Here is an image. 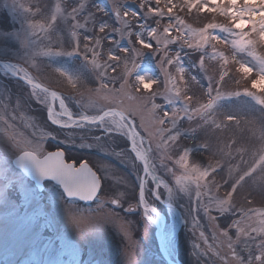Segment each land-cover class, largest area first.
<instances>
[{
	"label": "rangeland",
	"instance_id": "rangeland-1",
	"mask_svg": "<svg viewBox=\"0 0 264 264\" xmlns=\"http://www.w3.org/2000/svg\"><path fill=\"white\" fill-rule=\"evenodd\" d=\"M142 2L0 0V60L11 63L10 68L19 75L24 69L32 80L62 96L72 117H91L111 108L125 113L130 123H124L145 138L140 150L146 149L153 173L143 183L144 199L158 212L155 217L153 208L146 212L139 204L143 167L132 152L128 129L111 123L119 118L78 124L58 116L60 122L55 125L48 116V94L34 91L0 67V264H166L158 251L155 225L148 217L162 224V246L170 258L182 264H239L233 250L243 264H248L250 256L252 264H260L254 257L264 251L257 247L264 241V234H259L264 229V171L257 168L246 177L229 203L220 201L226 199L238 176L264 155V105L257 99H264V92L251 89L250 83L264 67L248 50L232 48L237 37L219 27L208 32L228 41L227 45L220 43L213 49V41L202 48H189L184 43H200L199 30L210 23L230 25V19L219 12H203L195 6L190 10L185 0H171V4L161 0L159 5L147 0L141 8ZM173 4L176 7L169 14L167 8ZM149 7L163 9L164 15L149 13ZM124 11L129 12L127 17ZM102 25L104 32L99 31ZM169 25L166 34L163 29ZM153 27L157 28L155 37L148 35ZM136 34L151 47L144 49ZM85 43L99 53L96 64L108 67L93 65V53L85 50ZM122 48L138 49L141 54L123 53ZM254 51L264 56V42ZM109 53L121 60L109 61ZM215 53H223L228 64L222 67L224 61ZM169 58L174 61L171 65L166 63ZM241 63L253 70L247 78L237 71ZM179 67L184 68L187 82L178 84L182 95L193 96L195 107L213 103L205 115L188 119L183 100L166 91L172 87L170 77L179 81ZM225 67L229 75L220 81ZM137 76L156 81L151 93L135 91ZM210 85L213 91L209 95ZM245 88L256 92V97L246 95ZM55 108L59 113L58 100ZM174 110L182 118L172 126ZM228 116L235 119L229 121ZM160 119L165 121L163 125L158 123ZM161 128L165 136L169 130L177 137L167 150L171 160L156 147ZM57 149L67 162L75 166L87 162L97 174L100 187L90 203L66 199L50 181L38 191L11 164L23 151L40 157ZM184 151L189 152V170L199 165L201 171H209L200 181L199 197L195 184L190 185L189 194L184 193L166 171L169 167L178 175L184 171L175 163ZM252 228L257 232H251Z\"/></svg>",
	"mask_w": 264,
	"mask_h": 264
},
{
	"label": "snow or ice",
	"instance_id": "snow-or-ice-1",
	"mask_svg": "<svg viewBox=\"0 0 264 264\" xmlns=\"http://www.w3.org/2000/svg\"><path fill=\"white\" fill-rule=\"evenodd\" d=\"M147 2V0H143L140 7H144V3ZM156 4L159 5L161 3V0H155ZM169 4H171V0H168ZM185 2L189 5V8L193 6L198 7L203 12H219L221 15H224L228 17L231 21V24L228 26H220L217 24H208L205 28H202L199 30V36H200V43L193 45L189 40H184V43L189 47H197L202 48L205 44H212L213 41H215L214 44H212L213 49L216 48L217 44L224 43L225 45L228 44V41L222 40L221 37L212 35L208 32L209 29H216L220 28L224 32L233 33L237 38L234 39L231 42L232 48H240L242 50H248L249 54L252 55L261 65L264 67V56H257L254 49L257 44H260L261 42H264V0H185ZM176 6L173 4L172 6L167 8V12L171 14L173 12V9ZM28 11H32L31 9H27ZM149 13H155L158 16L164 15V10L160 8H148ZM72 13H76V9L72 10ZM116 15L118 18L121 16L120 10L116 11ZM129 15V12L124 11L123 16L127 17ZM131 15L135 16V13H131ZM73 17H75L73 15ZM56 19L55 16L52 17V20L54 21ZM177 22L180 25H183V21L179 20L177 18ZM127 24V22H125ZM172 25L164 27L163 31L164 33H169ZM100 32L105 31V26H100L99 28ZM179 31V29H178ZM191 31V29H189ZM157 34V28L153 27L148 31V35L155 37ZM129 36L132 35L131 32L128 33ZM138 42L143 46L144 49H148L151 47L150 43H146L141 37L140 34H136ZM179 37H177L178 39ZM89 38L85 37V40L87 41ZM99 43V41H97ZM157 44H159V40H157ZM166 47V45H165ZM79 48V42H77V47L75 50H78ZM84 48L86 51H91L93 53V65L97 68L99 67H108V65H99L95 62V57L99 55V53L96 52L95 48H89L88 43L84 44ZM51 51V50H49ZM123 53H134V55L139 56L141 54V51L138 49H128V48H122L120 50ZM167 56V53H165ZM215 55H219L221 59L224 61V65L222 67L226 66L228 64L227 58L223 56V53H215ZM176 60H179V55L175 56ZM108 60L119 62L121 60V56L109 53L108 54ZM173 59H167L166 63L171 65L173 64ZM200 65L201 67L204 66V58L201 57L200 59ZM135 67V65H133ZM113 73L116 72V68L112 67ZM178 71L180 73L179 81L176 80L175 77H170L169 82L171 83L172 87L168 89L166 87L167 92H174L175 97H179L183 100L184 105L186 106L183 113L184 116H186L188 119H192L196 116L205 115V110L210 109L213 107V103L210 101L208 104L201 105L199 107L193 106V96L188 95L187 92H184L183 95L181 93L180 87H178L179 82H184L186 85V81H184V68L179 67ZM238 72H240L245 78L249 76L250 73H252V68L248 67L246 64L241 63L239 68L237 69ZM21 73H24V78L27 80L28 83L32 85L33 90L39 89L41 93H43L45 96L48 94V89L42 87L40 84H35L33 81L28 78L27 73L24 69L20 70ZM129 75L131 73H128ZM229 75L227 68L225 67V70L222 71L219 75V80L224 81L225 78ZM136 84L133 86L135 88V91L140 92L141 90L150 92L155 85V80H149L146 79L143 76H137L136 78ZM211 80V78H209ZM251 89H259L260 92H264V70H262L260 73L257 74L256 78L251 79ZM73 88L76 87L75 83L72 84ZM106 88L107 85H104ZM213 91V85H210L208 89V94L210 95ZM239 93H237L238 95ZM245 94L250 95L253 97H256V92L250 91L248 88H245ZM258 103L261 105H264V99L258 98ZM59 101V113L56 112L55 103L56 101ZM169 103L172 102V99L168 100ZM153 107H158V105H153ZM116 113L105 111L102 115L99 116H84L81 118L82 122L86 123H105L106 117L115 116ZM48 116L49 119L53 123H59L58 116H67L69 121H72L73 123H76V121H73L72 113L68 111L63 97L58 95L56 92L51 93V102L50 107L48 109ZM164 116L167 117L168 113L165 112ZM182 117L179 116V111L174 110L173 115L171 117V124L172 126H175V123L178 119H181ZM227 119L229 121H232L235 119V117L228 116ZM125 117L123 114H120V121L116 122L115 120L111 121L112 124L116 125L119 129H125L127 128L128 135L131 138L132 141V151L135 153L136 157L143 161V168L144 172L146 174H151L152 164L149 163L148 156L145 153H142L140 150V147L143 144L142 138H139V133L135 131L134 128L130 127L129 125L124 123ZM158 123L160 125H163L165 121L163 119L158 120ZM212 123L215 124V120H212ZM217 128L220 127L219 124L216 125ZM160 141L156 145L157 148L162 149L164 152V156L171 160L172 157L167 154V150L169 148V145L171 143H174L177 140V137L175 135H170L169 130L168 134L165 136L164 132L165 129L161 128L160 130ZM188 151H184V154L179 157V159L176 161L177 164H179L181 167L187 168V160H188ZM29 159L31 160L38 171L43 176H52L54 178H57L60 180L63 185L65 186L66 191L70 196H79L82 199H93L95 195L97 194V191L99 190L100 184H99V178L95 172L88 166V164L81 163L79 167H76L72 163H65L63 159V153L62 152H56V153H49L47 156L44 157L43 160L39 159L38 156L34 152L25 151L23 154L22 159ZM163 162V161H162ZM257 168H260L262 171H264V155H260L258 160H254L253 164L249 167L248 171H245L242 175H239L238 178L235 180V182L231 185V190L227 192L226 199L220 201V203L227 204L231 201V198L233 195L237 192V188L239 185H241L242 182L245 181L246 177L251 176L254 174L257 170ZM192 171H195L197 174V177L199 181L206 179L209 176L208 169H204L201 171L199 167H194L191 169ZM216 169L212 168V172H215ZM155 179V177H153ZM179 183V179H178ZM204 187H208L207 184L204 185ZM215 187L219 188L218 185H215ZM201 188V183L199 182L197 184V192L196 196L199 197L201 195V192L199 189ZM209 191L211 189L209 188ZM140 203L144 205L145 211H148V205L145 202L144 199V191L143 187H141L140 190ZM113 203H117L116 200L113 201ZM207 210V209H205ZM224 210V209H222ZM154 211V209H152ZM243 211V210H242ZM254 211V210H249ZM246 214V213H245ZM261 215H264L262 213ZM264 223V221H261ZM243 229H238V232H242ZM251 232H257L256 228H252ZM246 236L250 235V233L245 232ZM259 234H264V229L260 230ZM223 235L225 237L228 236L227 232H224ZM201 236H203V233H201ZM228 247L231 249L232 244H229ZM258 248L264 249V241L259 243L257 245ZM233 258L239 260V264H243V260L241 257L237 256L236 252L232 251ZM255 261L260 262V264H264V251H261L260 254L255 255L254 257ZM253 257H249L248 264H252Z\"/></svg>",
	"mask_w": 264,
	"mask_h": 264
},
{
	"label": "water",
	"instance_id": "water-1",
	"mask_svg": "<svg viewBox=\"0 0 264 264\" xmlns=\"http://www.w3.org/2000/svg\"><path fill=\"white\" fill-rule=\"evenodd\" d=\"M10 65L11 63L9 62H5V61H2L0 60V67L5 71L7 72L8 74H10L12 77L20 80L21 82H23L24 84L32 87V85L30 83L27 82V80L24 78V74H17L16 72H14L11 68H10ZM26 72V71H25ZM27 73V72H26ZM27 76L28 78H30L29 74L27 73ZM31 79V78H30ZM32 80V79H31ZM33 83L35 84H40L38 83L37 81L35 80H32ZM42 87L44 88H47L45 87L44 85L40 84ZM48 89V97H49V106H50V102H51V93L54 92L52 89ZM105 111H110V112H113V113H116V117L120 119V114H123L124 117H125V120L127 122H129V119L127 117V115H125V113H123L122 111L118 110V109H114V108H111V109H105L103 110L102 112H100L99 114L95 115V116H99V115H102L103 112ZM58 113V112H57ZM67 117V116H65ZM81 118L82 117H73V121H76V123L78 124H95V123H86V122H82L81 121ZM53 123V122H52ZM130 123V122H129ZM56 125V123H53ZM58 125V124H57ZM132 127V126H131ZM133 128V127H132ZM136 131V130H135ZM140 138H142L144 141H145V138L139 136ZM130 144H132V142L130 141ZM129 149H131V147L129 146ZM25 151L19 153L18 155H16L15 157L12 158L11 160V164L14 168H16L18 171H20L21 174H23L28 180H30L34 186L36 187V189L38 191H41L44 187V182L46 181H50L52 183H54L55 185H57L62 193V195L66 198V199H71V200H77L81 203H90L95 197L96 195L98 194V191H97V194L95 195V197L93 199H82L80 198L79 196H70L68 194V192L66 191L65 189V186L63 185V183L58 180L57 178H54L52 176H43L41 175V173L38 171V169L36 168V166L34 165V163L29 160V159H22L23 157V154H24ZM31 152V151H29ZM56 152H62V150L60 149H57V150H52V151H48L46 152L45 154H43L42 156L38 157L39 159L43 160L45 156H47L49 153H56ZM133 152V151H132ZM146 152V149L144 148V151L142 153H145ZM133 154L135 155V153L133 152ZM147 154V152H146ZM136 156V155H135ZM63 159L65 161V163H72V162H67L64 158V153H63ZM140 160V159H139ZM149 160V159H148ZM141 165L143 167V161H141ZM81 163H85V162H81ZM80 163V164H81ZM87 163V162H86ZM73 164V163H72ZM79 164V165H80ZM88 164V163H87ZM76 166V167H79ZM88 166L91 168V166L88 164ZM92 169V168H91ZM93 170V169H92ZM93 172H95L93 170ZM151 173H153V171L151 170ZM149 174H146L144 172V168L142 170V174H141V177H140V184H139V190H138V200H139V204L142 206L143 209H145L144 205L140 203V190H141V187H143V183L146 179V177H148ZM152 177H155L154 174H152ZM154 180V183L156 184V177ZM159 200V199H158ZM170 205V204H169ZM172 206V205H170ZM151 207V206H149ZM148 207V208H149ZM173 207V206H172ZM153 208V207H151ZM175 208V207H173ZM154 209V208H153ZM154 212H155V217H158V212L154 209ZM148 219H150L154 225H155V230H156V242H157V247H158V251L160 252L161 254V257L163 258V260L165 261L166 264H182L178 259H173V258H170L169 255H167V253L164 251L163 249V246H162V243H161V238H162V224H158L157 222V219L156 218H150L148 217Z\"/></svg>",
	"mask_w": 264,
	"mask_h": 264
},
{
	"label": "clouds",
	"instance_id": "clouds-1",
	"mask_svg": "<svg viewBox=\"0 0 264 264\" xmlns=\"http://www.w3.org/2000/svg\"><path fill=\"white\" fill-rule=\"evenodd\" d=\"M194 167H199V165H192L190 170H189V166H187V168L181 167L184 169V171L179 175L177 174V172H175L173 170L172 167L167 168L166 171L169 174H171L174 183L180 188V190L184 193L189 194L190 193V185L195 184L197 187V184L200 182L198 177H197L196 172L191 170ZM178 179H179V183H178Z\"/></svg>",
	"mask_w": 264,
	"mask_h": 264
},
{
	"label": "bare ground",
	"instance_id": "bare-ground-1",
	"mask_svg": "<svg viewBox=\"0 0 264 264\" xmlns=\"http://www.w3.org/2000/svg\"><path fill=\"white\" fill-rule=\"evenodd\" d=\"M58 103H59V101H58ZM164 249V248H163ZM164 251H165V249H164Z\"/></svg>",
	"mask_w": 264,
	"mask_h": 264
}]
</instances>
